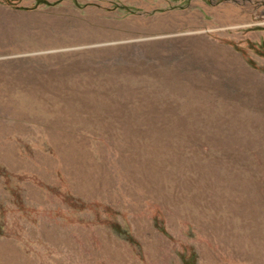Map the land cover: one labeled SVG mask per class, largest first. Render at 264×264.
<instances>
[{
	"label": "rangeland",
	"instance_id": "1",
	"mask_svg": "<svg viewBox=\"0 0 264 264\" xmlns=\"http://www.w3.org/2000/svg\"><path fill=\"white\" fill-rule=\"evenodd\" d=\"M0 264H264V0H0Z\"/></svg>",
	"mask_w": 264,
	"mask_h": 264
}]
</instances>
